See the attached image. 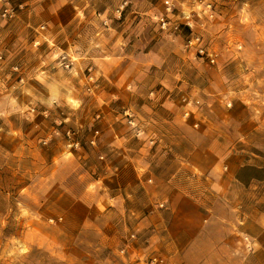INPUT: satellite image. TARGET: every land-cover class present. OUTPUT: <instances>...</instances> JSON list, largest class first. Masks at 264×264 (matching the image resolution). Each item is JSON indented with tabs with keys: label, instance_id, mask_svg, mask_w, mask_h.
Here are the masks:
<instances>
[{
	"label": "rangeland",
	"instance_id": "1",
	"mask_svg": "<svg viewBox=\"0 0 264 264\" xmlns=\"http://www.w3.org/2000/svg\"><path fill=\"white\" fill-rule=\"evenodd\" d=\"M157 102L176 108L173 126L150 119ZM224 119L223 165L240 167L231 197L253 245L240 261L264 264V0H0V134L33 146L28 162L1 140L0 264L166 260L142 250L148 223L111 204L122 180L109 167L123 137L149 157L160 132L200 145Z\"/></svg>",
	"mask_w": 264,
	"mask_h": 264
},
{
	"label": "crops",
	"instance_id": "2",
	"mask_svg": "<svg viewBox=\"0 0 264 264\" xmlns=\"http://www.w3.org/2000/svg\"><path fill=\"white\" fill-rule=\"evenodd\" d=\"M152 109L150 119H156L159 125L171 127L177 121L173 117L176 108L168 103L157 102ZM159 110L168 116H161ZM187 110L185 107L184 112ZM229 123L224 119L217 131L203 135L204 141L195 146L191 135L171 134L170 129L160 132L159 149L149 157L141 146L133 150L124 146V137L120 141V164L111 165L109 171L120 175L122 182L119 188L108 187L111 204L120 206L126 218L148 223L137 231L142 250H149L146 242L150 243L153 250L165 257L166 264H244L240 255L243 251L249 253L244 241L247 234L241 236L239 232L241 202L231 197V191L241 186L240 167L223 165L228 155L225 127ZM7 138L11 142L9 153L30 162L31 134H0V144ZM175 139L188 145L173 149ZM149 199L153 211L150 207L144 212ZM157 203L166 206L159 208ZM256 215L261 218L259 211ZM263 218L258 223L264 222ZM76 221L96 223L97 219L90 213H81Z\"/></svg>",
	"mask_w": 264,
	"mask_h": 264
},
{
	"label": "built area",
	"instance_id": "3",
	"mask_svg": "<svg viewBox=\"0 0 264 264\" xmlns=\"http://www.w3.org/2000/svg\"><path fill=\"white\" fill-rule=\"evenodd\" d=\"M6 12H7V10L5 11V13H4V15H6ZM160 20V24H161V26L163 27V28H165L166 26H167V21L165 20V18H160L159 19ZM199 40V38H196V41H198ZM190 44H192L193 43V40H191L190 42H189ZM200 53H204V50L201 48L200 49ZM210 60L212 61V62H214L215 60H214V58H212V56H211V58H210ZM184 101H186V103H187V105H189V106H191L193 103H192V101H187V99H184ZM230 105V104H229ZM190 111L189 110H187L186 112H185V116L187 117V116H189L190 115ZM153 142V141H152ZM166 206V204L165 203H159V207L160 208H164ZM131 237L132 238H134V237H136V233H132L131 234ZM244 241H246L245 243V245H246V248L248 249V250H252L253 249V245H252V242H249V238L246 236V237H244ZM149 263L150 264H165V260L163 259V258H161V257H159V256H151L150 257V259H149Z\"/></svg>",
	"mask_w": 264,
	"mask_h": 264
}]
</instances>
